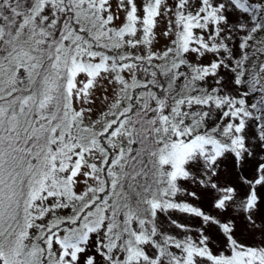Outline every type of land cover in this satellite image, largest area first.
<instances>
[{"label": "snow or ice", "instance_id": "snow-or-ice-1", "mask_svg": "<svg viewBox=\"0 0 264 264\" xmlns=\"http://www.w3.org/2000/svg\"><path fill=\"white\" fill-rule=\"evenodd\" d=\"M0 264H264V0H0Z\"/></svg>", "mask_w": 264, "mask_h": 264}]
</instances>
